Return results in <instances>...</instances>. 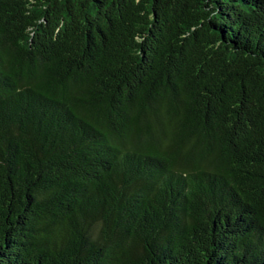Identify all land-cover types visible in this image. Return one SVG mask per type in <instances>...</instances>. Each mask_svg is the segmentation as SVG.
Segmentation results:
<instances>
[{"label": "trees", "instance_id": "obj_1", "mask_svg": "<svg viewBox=\"0 0 264 264\" xmlns=\"http://www.w3.org/2000/svg\"><path fill=\"white\" fill-rule=\"evenodd\" d=\"M0 264H264V0H0Z\"/></svg>", "mask_w": 264, "mask_h": 264}]
</instances>
